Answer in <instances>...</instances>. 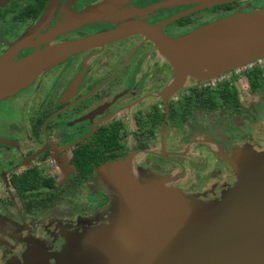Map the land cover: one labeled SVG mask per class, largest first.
<instances>
[{
	"label": "flooded vegetation",
	"instance_id": "1",
	"mask_svg": "<svg viewBox=\"0 0 264 264\" xmlns=\"http://www.w3.org/2000/svg\"><path fill=\"white\" fill-rule=\"evenodd\" d=\"M102 1L0 0V58L9 52L5 62H17L47 47L117 28L121 21L107 18L112 13L107 9L76 22ZM262 7L264 0H126L117 9L131 10L127 23L156 24L174 17L160 31L176 37ZM162 62L150 40L129 34L69 54L43 68L25 86L0 97V264H55L51 255L59 239L48 230L50 226L61 230L74 222L77 228L93 226L95 220L104 223L97 216L104 210L108 192L96 169L109 162L126 160L135 171L169 169L168 180L183 192L192 195L206 188L211 195L219 188H212L217 181L228 183L226 188L233 184L229 170L219 169L228 164L232 149L246 145L247 151L255 150L250 151L253 161L264 160V144L247 137L257 119L252 107L264 99V90L240 88L245 83L241 75L254 67L262 69L264 63L213 83L199 79L167 92L163 89L170 69ZM233 77L242 78L237 80L241 91L235 109L220 101L209 108L191 105L187 112L191 87L214 88ZM74 80V89L65 94ZM170 105L178 108L177 117L169 111ZM214 127L219 132L212 131ZM100 132L116 135L119 146L105 149L103 160L72 187L71 178L77 174L74 151L79 145L95 148L91 142ZM232 139L237 144L230 143ZM26 167L37 168L65 188L44 209L25 212L11 186V173ZM43 216L46 228L37 220ZM10 227L23 236L19 238ZM10 252L18 259L11 260Z\"/></svg>",
	"mask_w": 264,
	"mask_h": 264
},
{
	"label": "water",
	"instance_id": "2",
	"mask_svg": "<svg viewBox=\"0 0 264 264\" xmlns=\"http://www.w3.org/2000/svg\"><path fill=\"white\" fill-rule=\"evenodd\" d=\"M115 1H102L76 22L99 15ZM173 18L156 24L124 23L14 63L5 62L6 52L0 58V97L25 86L43 68L69 54L135 33L150 40L170 65L173 78L163 89L167 92L187 76L208 79L264 55V7L168 38L160 27ZM177 69L190 75L181 76ZM75 85L76 80L65 94ZM252 158L238 155L239 172L233 179L237 182L219 208L185 200L168 179L147 182L127 161L98 169L111 189V215L96 230H87L85 238L59 240L55 255L59 264H264V160Z\"/></svg>",
	"mask_w": 264,
	"mask_h": 264
},
{
	"label": "trees",
	"instance_id": "3",
	"mask_svg": "<svg viewBox=\"0 0 264 264\" xmlns=\"http://www.w3.org/2000/svg\"><path fill=\"white\" fill-rule=\"evenodd\" d=\"M241 77L244 78L245 83L240 88L248 89L250 92L264 90V67L262 69L254 67L250 71L244 72ZM238 78L240 77H233L231 81L221 82L214 88L197 89L196 87H191L189 93L186 95L187 101L185 103L187 112H189L191 105L198 106L199 108H209L214 105L219 106L220 101L223 102L224 107L229 106L235 109L241 91V89L237 87ZM169 92H173V90ZM169 111L177 117V107L170 105ZM100 133L101 134L95 136L91 142V144L96 146L95 148H91L87 145H79L74 151L72 163L77 170V174L71 178L70 184H72V187L77 186L81 180L89 175L92 170V165L103 160L105 149L119 146L116 135L111 134V132H109V135H106L105 132ZM239 153L242 155L247 154V156L250 155V151L247 150L242 151L240 149ZM228 158L231 159L230 157ZM237 158L238 156H236L235 160H237ZM117 161L118 160L112 162ZM96 172L97 176L100 177L98 169H96ZM101 181L104 188L109 193L107 202L103 206L104 210L107 212L105 217L108 220L112 211L113 199L109 185L102 179ZM10 183L25 212H31L37 208L44 209L48 207L54 200L62 195L61 192L65 189L62 186H56L50 177L42 175L35 167H26L18 173H11ZM110 205L111 209L109 208ZM58 250H60L59 246L56 247V250L51 255L55 264H59L58 258L55 256ZM10 253V259L13 260L17 255L12 252ZM16 259H18V257H16ZM9 264H12V262L9 261Z\"/></svg>",
	"mask_w": 264,
	"mask_h": 264
},
{
	"label": "rangeland",
	"instance_id": "4",
	"mask_svg": "<svg viewBox=\"0 0 264 264\" xmlns=\"http://www.w3.org/2000/svg\"><path fill=\"white\" fill-rule=\"evenodd\" d=\"M127 20H130V19H127ZM160 58L163 61L162 63L164 65L167 64L169 66L170 79H172L173 78V72H172V69H171L170 65L167 63V61L162 56H160ZM8 63H14V62H8ZM239 79H240V81H242V78H239ZM194 80L197 81L199 79L191 77V76H187V77H185L184 81L181 84L186 86L187 83H189V81L191 82V81H194ZM257 94L258 93L254 94L255 98L257 97L256 96ZM252 108L255 111L253 118H257V119H256V121L254 123H252L251 127L248 128L249 130H248L247 137L250 136L251 140L260 141V142H262L264 144V136H263V133H264V99H262L258 104H254ZM217 130H218V128L214 127L212 131L219 132ZM246 130H247V127H246ZM244 140H245V138H244ZM237 141H238L237 139H232L230 141V143L237 144L236 143ZM217 145H218L219 151H222L223 148H220L218 142H217ZM246 147H247L246 145L245 146L243 145V147L240 148V149L242 151H244V149H246ZM250 151H251V153H255L254 152L255 150L251 149ZM229 153H230L229 157L231 159L228 160V164H225L226 165L225 167H223V165H221V166L219 165L220 166L219 169H221V168L225 169L226 168L227 171L229 170L230 175H233V178H236L237 176H235V175L238 174L239 169H238V166H237V163H236L235 159H236V156H238L240 154L239 153V149L238 150H233L232 149V151L229 152ZM136 173L139 174L140 178L145 179V180H147V182L153 184V182L158 180V179H164L165 180V178L168 176L167 174H169V169L165 170L164 173H161V172H155V171L150 170V169H148V170L142 169L141 170V169L138 168L136 170ZM195 179H196V181H198L199 180V176H196ZM204 179L205 178H202V180H204ZM168 181L173 185V183L170 180H168ZM236 182L237 181L233 180L234 184ZM218 185H219L218 190H216L215 192L212 190L213 193H211V195H213V196L210 195L209 190H205L206 188H203V189H201L202 192H199L197 194L193 193L192 194L193 196L190 193H188V195L184 196L185 198H187L185 200H189V198H192V199H195L196 201L198 200V201H202V202H205V203H210V205H212V207H218L219 208L223 198H225L224 195L230 193V191H233V189H232L233 186H230V188H226L225 186H227L228 183H224V182L218 183V181H217V183H215L212 188H214V190H215V188L217 189ZM108 195H109V193H108ZM109 208L111 209V205L109 206ZM105 212H106V210H102L99 213L101 216H99V215L97 216V220L98 221L99 220L103 221V219H105V221L107 222L106 217H103V215H107V212L106 213ZM110 215H111V213H110ZM43 219H45L44 216L41 217V218H38L37 220H38V222H41L42 224H44V228H46V224H48V223L45 224L46 221H44ZM105 221H104V223H105ZM75 223H77V222H74L73 225H70V224H67L66 226L63 225L60 228L61 230L56 229L54 226H50L48 228V230L52 231V233L54 234V237L58 236L59 240H69V239L78 240V239L86 237L87 230H89V229H95L96 230V228L98 227L97 223H96V220H95V223H93V226H91V224L89 226H88V224H86L84 226H81L80 228H77L79 225L77 226ZM4 229L8 230L7 229V225L4 226ZM10 229H11V227H10ZM11 231L17 233L19 238H21L23 236V234L18 233V231H16L15 228H13V227H12ZM57 233H58V235H57Z\"/></svg>",
	"mask_w": 264,
	"mask_h": 264
},
{
	"label": "crops",
	"instance_id": "5",
	"mask_svg": "<svg viewBox=\"0 0 264 264\" xmlns=\"http://www.w3.org/2000/svg\"><path fill=\"white\" fill-rule=\"evenodd\" d=\"M126 0H116L114 3H113V5H111L107 10V12H111L112 11V13H111V15H108L107 16V18H109V19H114V18H118V20L119 21H121L120 22V24H124V23H127V22H125V18H126V16H128L129 15V13L131 12V10H129L128 12L127 11H122V9H120V10H118L117 9V7L118 6H121V5H123V3L125 2ZM106 12V13H107ZM116 16V17H115ZM123 21V22H122ZM197 29V28H196ZM190 33V32H189ZM188 34V33H187ZM184 35H186V34H184ZM181 36H183V35H181ZM176 37H179V36H176ZM168 38H175V37H168ZM158 52V51H157ZM158 55H159V53H158ZM160 56V55H159ZM168 63V62H167ZM169 81H171V79L169 80ZM168 81V82H169ZM126 161V160H125ZM119 162H124V160L123 161H119ZM112 162H109V163H107V164H105V165H103V166H101L100 168H102V167H105V166H110V164H111ZM100 168H98V169H100ZM68 169V168H67ZM67 169H65V170H67ZM64 172V171H63ZM102 179V178H101ZM165 179H169L168 177H166ZM174 186V188L177 190V193L178 194H182L183 196H186V195H188L187 193H185V192H183L182 190H180L179 188H177L175 185H173ZM111 195H112V193H111ZM105 220V219H104ZM97 223V222H96ZM101 224V223H100ZM99 224V222L97 223V226L98 225H100Z\"/></svg>",
	"mask_w": 264,
	"mask_h": 264
},
{
	"label": "built area",
	"instance_id": "6",
	"mask_svg": "<svg viewBox=\"0 0 264 264\" xmlns=\"http://www.w3.org/2000/svg\"><path fill=\"white\" fill-rule=\"evenodd\" d=\"M262 63H264V55L256 58L255 60L253 61H250L248 63H245L241 66H238L236 68H233L229 71H225L215 77H212V78H209V79H206L207 81H209L210 83H213L214 80H219V79H222V78H228L229 76H231V74L233 73H238L239 70H242V69H247V68H250L253 64H258V65H261ZM206 80H203V81H206Z\"/></svg>",
	"mask_w": 264,
	"mask_h": 264
},
{
	"label": "bare ground",
	"instance_id": "7",
	"mask_svg": "<svg viewBox=\"0 0 264 264\" xmlns=\"http://www.w3.org/2000/svg\"><path fill=\"white\" fill-rule=\"evenodd\" d=\"M154 56V55H153ZM161 59V58H160ZM151 66H153V65H151ZM151 73V72H150ZM176 73L177 74H179V75H181V76H187L189 73L188 72H186V71H184V70H179V69H177L176 70ZM190 75V74H189Z\"/></svg>",
	"mask_w": 264,
	"mask_h": 264
}]
</instances>
